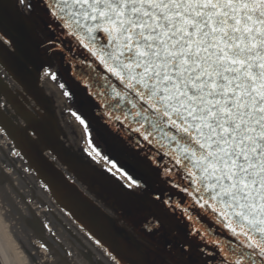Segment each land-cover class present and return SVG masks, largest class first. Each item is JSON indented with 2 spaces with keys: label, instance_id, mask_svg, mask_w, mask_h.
Returning <instances> with one entry per match:
<instances>
[{
  "label": "snow or ice",
  "instance_id": "6c2138e0",
  "mask_svg": "<svg viewBox=\"0 0 264 264\" xmlns=\"http://www.w3.org/2000/svg\"><path fill=\"white\" fill-rule=\"evenodd\" d=\"M61 62L126 149H94L107 166L60 138ZM16 172L90 264H264V0H0V182ZM52 238L41 264H69Z\"/></svg>",
  "mask_w": 264,
  "mask_h": 264
},
{
  "label": "bare ground",
  "instance_id": "6f19581e",
  "mask_svg": "<svg viewBox=\"0 0 264 264\" xmlns=\"http://www.w3.org/2000/svg\"><path fill=\"white\" fill-rule=\"evenodd\" d=\"M17 164L20 165V162L17 161ZM0 200L4 201L0 206V217L9 223L12 237L24 245L29 257H36L35 263L41 264L42 261L40 244L54 243L52 233L73 253L69 264H90L86 255L88 251H92L93 260L98 258L95 246L77 223L66 215L52 194L40 187L35 174L16 172L11 175V183L0 182ZM43 223L48 224L47 230L41 227ZM0 260L2 264H13L1 239Z\"/></svg>",
  "mask_w": 264,
  "mask_h": 264
},
{
  "label": "flooded vegetation",
  "instance_id": "af4514ba",
  "mask_svg": "<svg viewBox=\"0 0 264 264\" xmlns=\"http://www.w3.org/2000/svg\"><path fill=\"white\" fill-rule=\"evenodd\" d=\"M68 69L69 66L64 62H61L60 71L65 76H68L72 84V86H68L64 81L66 87L63 88L62 91L71 92V96H65L66 107L70 108V111H72L71 116L74 115L78 121L84 119L86 122L85 124H81L84 137L83 141L87 144H84L86 148L85 150L91 151L94 156H96V151H94V149L102 150V153L112 154V152H114L116 154H120L121 151L126 149H123V146L120 144L119 137L102 122L100 117L95 115V105L87 97L86 90L83 88V86H81L78 82L71 80ZM53 85H56L57 87L60 86L58 82L57 84L54 82ZM47 89L49 88H44V94L47 97L46 105L49 109V112H53L54 115L57 116L55 107L56 98L55 94H53L54 91L52 94H50L46 92ZM88 126H90V128ZM60 133V138L65 140L66 146H70L68 142V136L70 137V134H68L67 130L60 131ZM90 141H94V143H90ZM71 149L73 151V147H71ZM73 152L79 154L82 151ZM101 158L103 159L102 155L96 156L97 160H100ZM102 163L105 164V162H101V164ZM105 166L107 165L105 164Z\"/></svg>",
  "mask_w": 264,
  "mask_h": 264
},
{
  "label": "water",
  "instance_id": "95a60500",
  "mask_svg": "<svg viewBox=\"0 0 264 264\" xmlns=\"http://www.w3.org/2000/svg\"><path fill=\"white\" fill-rule=\"evenodd\" d=\"M68 70H69V76H70L71 80L79 83V81L73 75V69L70 66H69ZM75 71L77 73H80L81 71H86V70L77 68ZM60 75H61V80L58 82L59 84L64 83V81H65V83L68 86H72L68 76H65L61 71H60ZM64 76H65V79H64ZM53 83L54 82L44 83L43 88H49V89H47L46 92H48L50 94H52L54 91L53 94H55V98H56V106L55 107H56V112H57V114H56L57 116H55V117L57 118L58 128L60 129V131L67 130L68 134H70V137L68 136V138H69L68 142H69V145L71 147H73V151L79 152V151L85 150L86 148L84 145L85 143L83 141L84 137H83L82 125H81L80 121H78V119L75 118L74 115L71 116V112H72V111H70L71 109L66 107L65 95H64V92L62 91V88L60 86L57 87L56 85H53ZM56 84H57V82H56ZM81 153L82 152H80L79 154H81ZM98 161L100 163L105 162L102 158ZM50 194H52V193L50 192ZM55 200H56V198H55ZM61 207L63 208L62 205H61ZM0 264H2L1 260H0Z\"/></svg>",
  "mask_w": 264,
  "mask_h": 264
},
{
  "label": "rangeland",
  "instance_id": "374dc122",
  "mask_svg": "<svg viewBox=\"0 0 264 264\" xmlns=\"http://www.w3.org/2000/svg\"><path fill=\"white\" fill-rule=\"evenodd\" d=\"M3 202H4L3 200H0V206L3 204ZM0 216H1V213H0ZM8 224L9 223L6 220H4V219H2V217H0V237H1L0 239H1L3 246L6 247L8 254H9V258L11 259L13 264H37L32 260V258L29 257L30 254L25 249L24 245L21 244V242L19 240L12 237V234L9 231ZM82 232H83V230H82ZM42 251H43V249H42Z\"/></svg>",
  "mask_w": 264,
  "mask_h": 264
}]
</instances>
